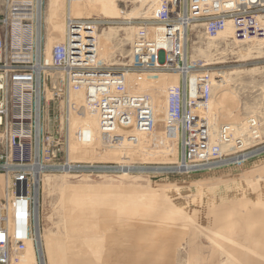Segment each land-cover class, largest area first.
<instances>
[{"label": "rangeland", "instance_id": "374dc122", "mask_svg": "<svg viewBox=\"0 0 264 264\" xmlns=\"http://www.w3.org/2000/svg\"><path fill=\"white\" fill-rule=\"evenodd\" d=\"M5 1L0 0V18L5 16L7 10ZM66 1L57 0V5L51 2L52 12L45 18L40 40L43 58L49 53L50 59L53 45L63 41L66 35ZM156 1H71L72 18L75 21L73 23L94 28L97 59L103 69H119L131 63L130 50L139 26L137 22L155 14L159 4ZM32 22L33 19L6 22L1 30H7L12 35L13 46L31 50L34 40ZM55 22L59 23L61 33L57 37H51L46 33L45 24ZM222 32L225 35L224 40L218 35L207 36L197 23L191 24L188 29L187 57L190 63L196 67L202 65L210 68L212 71L209 73L216 76L229 74L228 83L220 87L213 86L214 92L208 101L198 105L200 114L197 113V118L200 117L199 120L204 125L208 144L217 141L222 127L231 128L232 137L229 139L233 141L240 133L238 139L244 144H234L232 151L222 149L224 153L218 155L219 160L214 159L211 167L197 166L190 171H181L173 168L180 160L179 138L167 140L162 134V124H157L150 132L137 133L139 143L144 145L142 147L149 148L156 134L155 139L160 142V145H156L157 151L163 152L169 145H173L175 149L178 147L177 160H168V157L159 155L146 159L142 156L135 158L133 155L130 156V160L133 158L131 163L141 166V172L136 171L122 177L120 171L91 170L88 169L89 166L81 164L76 171L68 172V177L64 178L65 185L70 188L87 184L93 190H105L104 194H112L114 198L118 197L122 201L125 197L122 198L119 194L130 192L129 196H132L131 190H134V194L140 195L136 199L140 203H134L135 206L126 202L108 207L101 198V193L93 192L80 197V205L63 208L60 199L65 190L59 184V178L64 172L49 170L40 174V177L38 175L36 187L42 241L46 238L53 241L57 252L64 257L60 264H65V260L83 253L87 248L82 244L86 238L84 235L100 234L102 231L99 230L103 228L108 234L120 230L119 226L128 231L127 249L122 247V250H127L123 264H264V43L247 54L251 45L258 44L256 40L235 42L231 39L230 27ZM49 33L52 34L50 31ZM168 74L171 73L160 71L138 74L143 77L151 75L144 85H140L138 93L148 94L153 101L150 93L155 92L154 96L159 100L171 86ZM134 80L135 78L126 80L127 90ZM43 108L44 114L54 123L59 122L60 105L55 106L52 102L50 106ZM63 109L64 107L62 112ZM250 117L260 122L259 137L256 133H249ZM81 121L83 127H89V132L97 130V120L92 110ZM160 135L162 140L158 138ZM55 136L62 138L63 133L58 132ZM53 149L51 147L49 153ZM59 152L63 156L61 149ZM110 153L96 158L97 163L111 161L114 164L112 160L122 156L118 154L116 157ZM244 154V158H232ZM57 159L60 161L62 157ZM223 159L227 160L219 162ZM44 174L55 176L59 185L44 187L41 180ZM108 190H116L118 193L107 192ZM147 190L152 193L145 194ZM106 211L110 215H104ZM117 212H122L120 218ZM73 220L79 225L73 226L76 224ZM33 224L34 221L32 228ZM113 225L116 230L112 229ZM30 238L32 240L26 241L21 253L31 258L36 257V264H40L33 233ZM90 259V264H118L103 258ZM11 264L21 263L14 255Z\"/></svg>", "mask_w": 264, "mask_h": 264}, {"label": "built area", "instance_id": "2783aa9c", "mask_svg": "<svg viewBox=\"0 0 264 264\" xmlns=\"http://www.w3.org/2000/svg\"><path fill=\"white\" fill-rule=\"evenodd\" d=\"M5 3L7 10L0 18V264H11L15 253L20 254L31 239L38 175L49 170L74 172L81 164L93 170L140 171V166L130 161L112 164L70 158L68 108L72 92L85 93L86 103L98 114L103 141L114 146L124 139L136 140V131H152L155 121L148 96L127 90L126 76L177 73L180 82L168 88L165 120L167 133L178 135L180 156H186L190 171L197 166L211 167L224 153L221 144L207 143L204 125L192 111L209 99L212 70L190 63L188 28L197 23L207 36L214 37L230 24L235 42L262 39L264 0H160L155 14L137 22L131 63L119 69L101 67L93 26L70 22L63 41L53 45L49 61L42 57L40 42L31 50L13 46L12 35L1 30L2 25L32 19L37 0ZM52 102L61 106L58 123L43 112ZM248 122L249 133L259 137L260 122L254 117ZM226 130L221 128L219 143L226 139ZM58 132L63 133L62 138L55 136ZM235 141L237 145L240 140ZM233 145L227 151L234 150Z\"/></svg>", "mask_w": 264, "mask_h": 264}, {"label": "bare ground", "instance_id": "6f19581e", "mask_svg": "<svg viewBox=\"0 0 264 264\" xmlns=\"http://www.w3.org/2000/svg\"><path fill=\"white\" fill-rule=\"evenodd\" d=\"M71 1L72 0H67L66 4H65L66 5V17H67V20L65 18V20H66L65 26H66L67 30H68V25L70 24V22H72V23L75 22L74 19L72 18L73 15H72V8H71L72 2ZM51 2L54 3L55 5L58 4L57 0H50V1L47 0V2H46V0H37L36 8L33 11L34 14L32 16V19H33V22H32L33 27L32 28L34 31V40H33V44H32L33 47L38 48V45H39V42H40L41 36H42V28L44 25L45 18L52 12L51 11ZM156 2L158 3L159 0H157ZM32 9H34V6L32 7ZM56 18H57V16H56ZM59 20H60V18L58 19V21ZM92 22H95V21H92ZM58 27H59V23H56V22L51 23V24L46 23L45 24L46 33H48L49 36H51V37H57L61 33V31L59 30ZM226 27H230V29L232 31V27L230 24H227L225 26V28ZM223 30L218 32L217 35L224 40L225 35H224V32H222ZM49 31L52 32V34L49 33ZM66 33H67V31L65 32V34ZM262 39L263 40L254 39L257 41L258 44L251 45L250 48H248L247 54H250L252 49L256 48V46H259L260 44L262 45L264 43V38H262ZM100 41L102 42V40H100ZM251 41L252 40H250V42ZM244 53L245 52H243V54ZM45 59L49 60V53L46 54ZM108 69H111V68L109 67ZM130 74H132V75L126 76L125 86H126V82H127L126 80H128L130 78H135V80L132 82V86H130L128 89L132 93H138L140 91V85H144L146 83V81L151 77V75L150 76L144 75V77H143L142 75H138L137 73H130ZM227 75H229V74H225V75L221 74L218 76H216V74H210V82L209 83H212V84H208V86H207L209 96H211L212 93L214 92V90L212 89L213 86H219L220 87V86H223L222 84L228 83L229 78H227ZM167 77H168V82L171 86L177 85L180 82L179 74H174V73L172 74L171 73V74H168ZM147 85H148V82H147ZM132 90H134V91H132ZM167 92H168V89H167ZM140 94H144V93H140ZM154 94H155V92L150 93V95H152L154 98V100H153L154 102L152 101L151 97L148 94H144V95L148 96L150 105H151L152 110H153V116H154V120H155L153 127H155L157 124L158 125L162 124L163 136L167 140H174L178 137L177 133L174 136H170L166 130L165 118H166V111H167V93H164L163 96L161 95L159 100H157V98L154 96ZM70 96H71V103H69L70 107L68 108V129H69V135H70L69 156L71 159L76 158V159H83V160H89V161H97L96 158H98V157L100 158V156H106L107 152L108 153L111 152L110 154H114L113 156H116V157L118 156V154L122 155L120 157H117L116 160H112L113 157H111L110 159L114 162H121V161L133 162V158H132V160H130L133 155L135 156V158H136V156H142L145 159H146V157H155L158 155L160 157H168V160L176 159L177 153H178V150H177L178 147H177V149L173 148V145L171 147L168 144L167 140L165 142L169 146L166 147L163 152L157 151L158 146H156V145H160V142L155 139L156 134L153 136L152 144L149 148H146L147 147L146 145H145L146 147H142L144 145L139 143V137L137 135L138 131H136V134H135L136 140L129 141L127 139H124L114 146H108L105 143V141H103V139L100 135L98 114L95 110L92 109V107L89 104L86 103L85 93L83 91H76V92H72L70 94ZM153 103L155 105H153ZM91 110H92V114L96 117V120H97V130L89 132V127H83L82 126L81 119H82V117L86 116V114L88 112H90ZM192 111L195 114L199 113L198 107L192 108ZM225 128H228V127H225ZM226 131H227V134H224L226 139L224 138L225 140L224 141L222 140L220 143L222 149L227 148L232 143L234 144V142H236L235 140L233 141V139H229L232 137L231 128L229 127L228 130H226ZM219 133H218L217 137H219ZM81 134L82 135L85 134V136L82 137ZM239 135H240V133L238 134V136ZM236 136H237V134H236ZM158 138H160L162 140L161 135L158 136ZM184 140L187 141V136ZM239 140H240V138H239ZM240 141H239V143H240ZM140 142H141V140H140ZM165 142L163 141V143H165ZM219 142H220L219 138H217V141L215 143H219ZM81 143H84V144H81ZM103 145L106 147H104ZM102 148H106V150L102 149ZM244 156H245V154H244ZM232 158H230V159H232ZM152 159H154V158H152ZM185 159H186V156L182 155L181 161L179 160V167H175V169H178L181 171H187V170L189 171V169L191 167L187 166ZM157 161H158V158H157ZM145 162H147V161H145ZM172 162H174V161H172ZM123 171L124 172L121 173L122 177L127 176L129 173H133V172L125 171V170H123ZM144 172H146V171H144ZM63 174H64L63 176H61V177L59 176L60 177L59 179H61V180H59V184L63 185V189L65 190L62 193L63 195L60 199V204L63 205V208H65L68 205H69V208H70V206H78V204L80 205V203L82 201L80 199V197H84V195H88L87 193H93V192L101 193V198L105 201V203L107 204L108 207H110L111 205L114 206V205L124 204L126 202L130 203V205L133 204V206H135L134 203L136 205H137V203H140V202H138V200H136V199L140 198V195L138 193L134 194V192H135L134 190H131L132 196H129L130 192L126 193L125 195L123 193L119 194L120 197H122V198L125 197V200L122 201V200H119L118 197L114 198L113 197L114 195H112V194H108V195L104 194L105 190H99V188H97L98 190L97 189L93 190L91 188L92 186L89 187V185H87V184H80L77 187L75 186L76 188L74 186H72V188H73L72 189L67 184L65 185V183H66L65 179H66V177H68V176H66V174H69V173L64 172ZM54 177L55 176H50V175L44 174L42 179H41L43 184L41 182L40 183L44 187L46 185L48 187L51 186V188H52L53 186H56V184H58V181H56L57 180L56 177L55 178ZM84 183H86V182H84ZM97 187H99V186H97ZM84 189H86L87 191ZM37 190L38 189L35 188V197H34V203H35V210L34 211L35 212H34V217H33L35 220H34L33 231H32V233L35 237V241H36V249L35 250L37 251L40 264H52V263L60 264V262H63L64 257L61 256V254L59 252H57V249L55 248L53 241L50 240L49 238H46L45 241H42V236H41V232H40L41 226L39 225V215H38L40 211L38 209V207H39V196L37 195V193H38ZM61 191H62V189H61ZM107 192H111V193H115V194L118 193V192H116V190H108ZM150 192L151 191L147 190L144 193L145 194L147 193L149 195ZM51 194H52V192H51ZM64 196H66V199H64ZM127 198H130V199H127ZM120 213H122V212H120ZM120 213L117 212V215L119 214V218L121 217ZM104 215H106V216L110 215V212L106 211L104 213ZM73 222L77 224V225L74 224L73 226L79 225L77 223V221L73 220ZM111 227H112V229L116 230V227H114V225ZM118 228H120V230L108 232V234L103 230L104 229L103 228L102 230H99V232L102 231V233H100V234L94 233L95 235H92V234L91 235H84V238L85 237L86 238L82 242V244L84 246H87V248L84 249V251H82V252L85 255L83 253H81L80 256L73 257L70 260H65V264H90V261H91L90 258H92V257L100 258V259L103 258V259L110 260L112 262H116L118 264H123V261L126 258L127 250L126 251L122 250V247L127 249L126 238H127L128 231L122 230V226H119ZM78 248H80V247H78ZM73 249H74V247H73ZM79 252L80 251H78V253ZM159 255H161V254H159ZM15 257L21 264H36V260H37V259H35L36 257L31 258L24 253H20V254L16 253ZM146 258H148V257H146ZM159 258H161V257H159Z\"/></svg>", "mask_w": 264, "mask_h": 264}]
</instances>
